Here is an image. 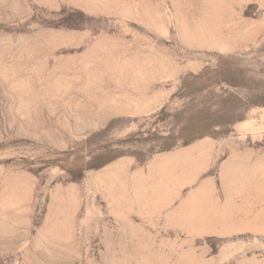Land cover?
I'll return each instance as SVG.
<instances>
[{
	"label": "rangeland",
	"instance_id": "obj_1",
	"mask_svg": "<svg viewBox=\"0 0 264 264\" xmlns=\"http://www.w3.org/2000/svg\"><path fill=\"white\" fill-rule=\"evenodd\" d=\"M0 264H264V0H0Z\"/></svg>",
	"mask_w": 264,
	"mask_h": 264
}]
</instances>
